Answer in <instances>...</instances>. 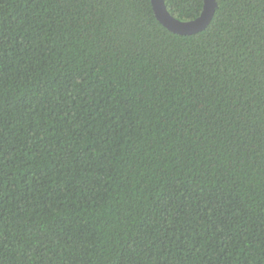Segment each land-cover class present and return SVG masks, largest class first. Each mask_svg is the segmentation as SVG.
Here are the masks:
<instances>
[{"label": "trees", "instance_id": "16d2710c", "mask_svg": "<svg viewBox=\"0 0 264 264\" xmlns=\"http://www.w3.org/2000/svg\"><path fill=\"white\" fill-rule=\"evenodd\" d=\"M0 264H264V0H0Z\"/></svg>", "mask_w": 264, "mask_h": 264}, {"label": "water", "instance_id": "95a60500", "mask_svg": "<svg viewBox=\"0 0 264 264\" xmlns=\"http://www.w3.org/2000/svg\"><path fill=\"white\" fill-rule=\"evenodd\" d=\"M150 2L156 19L169 31L180 35H190L203 30L209 24L216 8V0H202V9L197 17L179 20L169 13L164 0Z\"/></svg>", "mask_w": 264, "mask_h": 264}]
</instances>
